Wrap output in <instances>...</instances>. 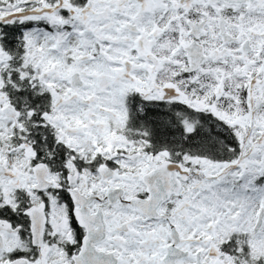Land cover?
<instances>
[{"label":"snow or ice","instance_id":"6c2138e0","mask_svg":"<svg viewBox=\"0 0 264 264\" xmlns=\"http://www.w3.org/2000/svg\"><path fill=\"white\" fill-rule=\"evenodd\" d=\"M0 264H264V0H0Z\"/></svg>","mask_w":264,"mask_h":264}]
</instances>
